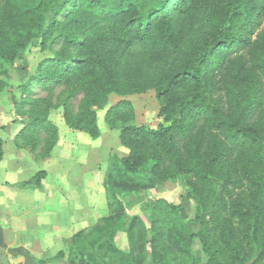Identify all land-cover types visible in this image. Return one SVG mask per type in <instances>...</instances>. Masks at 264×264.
<instances>
[{
    "label": "trees",
    "instance_id": "16d2710c",
    "mask_svg": "<svg viewBox=\"0 0 264 264\" xmlns=\"http://www.w3.org/2000/svg\"><path fill=\"white\" fill-rule=\"evenodd\" d=\"M33 40L52 55L31 78L45 95L19 103L35 117L16 145L23 138L34 151L43 131L47 156L58 135L46 116L58 105L70 127L96 137V109L110 93L153 89L160 101L156 128L124 125L134 117L127 100L108 109L106 121L121 127L128 149L116 175L109 171L108 198L112 186L137 191L179 175L200 228L188 230L180 205L168 204L162 215L157 202L149 228L139 216L127 223L130 246L119 264H179L196 238L208 255L204 264L264 260V0H0V91L6 65ZM45 174L25 184L39 187ZM111 216L72 236L69 264H98L95 252L105 244L116 251L113 240L127 219ZM64 257L59 250L33 260Z\"/></svg>",
    "mask_w": 264,
    "mask_h": 264
},
{
    "label": "rangeland",
    "instance_id": "374dc122",
    "mask_svg": "<svg viewBox=\"0 0 264 264\" xmlns=\"http://www.w3.org/2000/svg\"><path fill=\"white\" fill-rule=\"evenodd\" d=\"M52 55L33 40L19 53L11 65H6L8 75L0 91V138L3 155L0 161V264H35L33 258L46 259L63 250L61 261L49 264H69L71 238L78 231L99 227L114 213H122L127 222L125 228L110 244L98 247L95 260L98 264H119V257L130 246L127 223L139 216L146 227L151 225L154 205L164 214L168 204L180 205L177 213L189 231L196 232V202L189 194L185 178L175 176L154 186L140 190H126L112 186L110 199L108 186L116 175L117 159L128 149L120 141L121 127H111L106 121L108 109L127 100L132 104L134 117L124 125H145L156 128L162 121L158 116L160 101L153 89L142 93L120 96L108 95L104 106L96 109L98 135L70 127L64 118L61 105L50 109L46 119L57 127V142L47 156L42 152L45 133L38 134V145L30 150L28 140L15 143V137L33 121L35 115H27L19 103L45 95L44 90L31 80L38 64ZM28 90L24 91V87ZM59 90H55L54 97ZM23 93L25 97L23 98ZM73 99L76 111L78 99ZM39 170L46 172L40 186L25 182ZM112 173L109 180L108 174ZM150 234L148 232V238ZM208 255L196 238L190 252L179 257V264H204ZM146 264H157L148 259ZM170 264V263H168ZM247 264H250L247 263ZM264 264V260L261 263Z\"/></svg>",
    "mask_w": 264,
    "mask_h": 264
}]
</instances>
